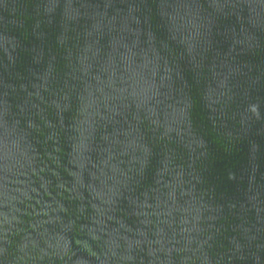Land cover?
<instances>
[{
    "label": "water",
    "instance_id": "95a60500",
    "mask_svg": "<svg viewBox=\"0 0 264 264\" xmlns=\"http://www.w3.org/2000/svg\"><path fill=\"white\" fill-rule=\"evenodd\" d=\"M0 264H264V0H0Z\"/></svg>",
    "mask_w": 264,
    "mask_h": 264
}]
</instances>
